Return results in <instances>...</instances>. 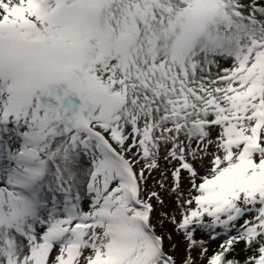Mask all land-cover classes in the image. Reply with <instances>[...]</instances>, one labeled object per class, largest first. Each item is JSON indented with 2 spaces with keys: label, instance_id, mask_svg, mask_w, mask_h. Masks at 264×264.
<instances>
[{
  "label": "snow or ice",
  "instance_id": "obj_1",
  "mask_svg": "<svg viewBox=\"0 0 264 264\" xmlns=\"http://www.w3.org/2000/svg\"><path fill=\"white\" fill-rule=\"evenodd\" d=\"M156 172L179 264H264V0H0V264H178Z\"/></svg>",
  "mask_w": 264,
  "mask_h": 264
},
{
  "label": "rangeland",
  "instance_id": "obj_2",
  "mask_svg": "<svg viewBox=\"0 0 264 264\" xmlns=\"http://www.w3.org/2000/svg\"><path fill=\"white\" fill-rule=\"evenodd\" d=\"M161 163H162V166L167 167L166 165H164L163 162H161ZM201 171L203 172V169H201ZM153 176H154V179L150 178L148 181L147 189L149 191H151V190L158 191L164 200V204L160 205L155 200L152 201L153 206H154L152 222H153V224L156 225L158 232H162L165 234H171L172 235L171 243H174L177 246L174 255L177 257V261L179 264V262L183 259L184 255H185L186 242L184 241L183 236L178 234L175 231V228L171 223L165 221L163 224V227H161V225L159 223V221L162 219V217H161L162 212H166L169 214H175L177 216V218L179 219V209L175 203L174 194H171L167 189H160L158 185H156L155 188H153V186L155 185V180H158L161 178L159 172L154 173ZM166 184H167L168 188L171 187L172 180H171L170 173H169L168 179L166 181ZM182 187L186 192L187 187H188L186 180L183 182ZM197 239L206 240L208 243L210 252H212L214 250H218V248H219L220 241L219 240H217V241L210 240L208 235L205 233L198 232L197 233ZM166 243H167V241H166ZM243 248H244V245H243V243H241L239 246H237L236 252L234 253V255H236V258L241 260V261L246 259L247 255H250V253H245L243 251Z\"/></svg>",
  "mask_w": 264,
  "mask_h": 264
}]
</instances>
